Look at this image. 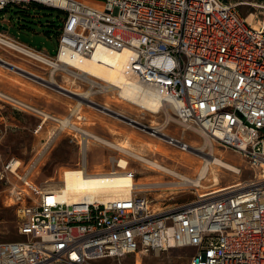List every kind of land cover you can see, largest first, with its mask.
<instances>
[{
  "label": "built area",
  "instance_id": "obj_1",
  "mask_svg": "<svg viewBox=\"0 0 264 264\" xmlns=\"http://www.w3.org/2000/svg\"><path fill=\"white\" fill-rule=\"evenodd\" d=\"M30 5L64 15L57 55L12 39L7 28L1 46L54 71L63 69V54L94 59L128 51L138 87L161 96L183 131L232 149L257 174L164 209L142 184L124 196L94 192L67 201L60 187L33 182L21 160L0 157V202L14 208L23 238L0 243V264H100L188 247L195 249L189 264H264V0H105L97 7L82 0H0V13ZM240 7L251 11L242 16ZM4 107L39 120L37 133L57 123L0 90ZM3 138L0 131V145ZM87 144L80 149L85 171ZM121 160L101 176L126 172L136 180ZM60 182L64 187L61 176Z\"/></svg>",
  "mask_w": 264,
  "mask_h": 264
},
{
  "label": "rangeland",
  "instance_id": "obj_2",
  "mask_svg": "<svg viewBox=\"0 0 264 264\" xmlns=\"http://www.w3.org/2000/svg\"><path fill=\"white\" fill-rule=\"evenodd\" d=\"M82 1L94 7L100 5L94 0ZM239 10L242 16L251 11L247 7H240ZM3 19L10 24L3 25ZM63 19L62 13L50 8L34 5H30L28 9L13 7V10L0 13V33L7 28V34L12 39L55 57ZM0 57L9 65L0 67V90L37 106L57 119V123L49 122L37 133L41 123L36 118L16 113L7 107L0 110V131L4 135L0 145V157L4 162L11 158L21 160L24 169H28L26 174L28 173L36 184L48 183L54 186L53 188L62 187L60 176L66 170L84 169L80 149L87 142L85 167L89 175L109 172L115 160L126 159L130 163L128 171L135 174L137 183L151 187L148 189L149 195L158 208L170 209L185 205L198 200L200 195L214 192L215 189L227 187L237 181L254 179L257 174L240 154L214 143L216 153L223 155L221 159L240 172L219 173L220 183L217 185L212 181L214 176L210 170L208 178L200 180L198 187L183 185L184 176L192 180L200 178L199 170L205 162L202 157L208 158L206 153L210 147L206 143L207 137L193 131H183L170 110L168 113L174 120L163 132L166 136L176 137L178 146L166 144L151 136L152 126L161 124L166 119L165 112L151 115L128 102H123L122 105L112 103L119 101L116 92L98 93L90 99L92 105L82 103L80 106V99L74 93L89 92L92 89L94 92L98 89L91 88L79 80L69 81V75L64 69L54 71L1 45ZM14 68L21 69V72ZM52 78L55 85L47 83ZM60 86L74 93L60 91ZM103 105L109 106L105 113L97 109ZM62 120L69 121L71 127L58 122ZM123 141L134 149L132 153L107 144L111 142L119 145ZM183 144L196 148L188 153L182 150ZM204 145L206 150L202 151ZM138 153L145 161H136L134 154ZM154 161L169 171H162L147 163ZM22 240L14 208L0 202V243ZM194 252L195 249L190 247L171 248L168 251L150 252L146 255H130L121 261L111 259L99 263L137 264V261L141 260L140 264H189Z\"/></svg>",
  "mask_w": 264,
  "mask_h": 264
},
{
  "label": "bare ground",
  "instance_id": "obj_3",
  "mask_svg": "<svg viewBox=\"0 0 264 264\" xmlns=\"http://www.w3.org/2000/svg\"><path fill=\"white\" fill-rule=\"evenodd\" d=\"M99 6V5H98ZM131 54L128 51H123L121 53L115 54H106L94 59H86L83 57H71L68 54H63L61 56V61L63 63V69L68 73L69 81H82L87 83L91 86V88H96L98 91H94L93 89L89 92H79L74 93L70 89L65 87H58L60 91H64L66 93H74L80 99L79 105L82 106V103L91 104L90 99L92 96L97 95L98 93H118L119 101H112V103L122 105L123 102H128L133 104L135 107L140 108L143 112L148 114H158L161 113V109L164 107V112L166 113V119L161 124H154L152 126L151 136L158 138L160 141H163L166 144L171 145H179L177 142V138L174 136H166L164 129L168 127V125L174 120L172 115L168 113L166 110L165 103L162 101V97L158 95H146L141 88L138 87L136 83V79L132 73H130L129 66L131 60ZM103 61V64L99 60ZM1 61H4L0 57ZM5 62V61H4ZM6 63V62H5ZM3 64L0 62V67ZM21 70V69H19ZM48 84L55 85V81L52 80L47 82ZM146 95V96H145ZM95 106V105H94ZM97 109L101 110V112H107L109 110V106L103 105L97 107ZM104 112V113H105ZM121 115V114H119ZM81 119V118H80ZM63 126L71 127L69 121H59ZM167 134V133H166ZM165 136V137H164ZM207 145L210 147L209 152L206 153L207 157H202L205 161L203 166L199 170L200 178L198 180H192L188 177L184 176V184H190L192 186L198 187L200 180L208 178V173L210 170L212 171L213 183L219 184L220 177L218 176L219 173L223 171L239 173L237 168H235L230 163H226L223 161L222 154L216 153L214 143L207 138L206 141ZM111 147H117L122 151H126L127 153H132L133 148L129 145H126V141L119 145H115L111 142L107 143ZM182 150H185L188 153H191V150L195 149L193 145L183 144ZM202 151L206 150V146L202 147ZM161 153L164 151L154 148ZM201 151V150H200ZM203 153V152H202ZM205 153V152H204ZM134 157L137 162L145 161L144 157L141 156L139 153L134 154ZM151 165L158 167L162 171H169L168 169L161 166L159 163L147 162ZM121 166L128 171L130 163L127 162L126 159H122L120 162ZM190 164V163H187ZM124 172L121 175L117 176H101L102 174L96 172L92 175H89L84 169L80 170H66L63 175L61 176V180L64 187H60L64 193V197L67 201H71L74 199H78L82 196L87 194H92L94 192H99L103 194L106 199H110L113 196H124L125 194H130L131 187L139 186L140 182L137 183L135 179L128 177ZM108 179V180H107ZM148 185V184H142ZM242 185L241 181L234 182L227 187L215 189V193L225 192L230 190V188L238 187ZM213 194H204L205 196H210ZM63 197V199H64ZM141 260L137 261V264H140Z\"/></svg>",
  "mask_w": 264,
  "mask_h": 264
},
{
  "label": "water",
  "instance_id": "obj_4",
  "mask_svg": "<svg viewBox=\"0 0 264 264\" xmlns=\"http://www.w3.org/2000/svg\"><path fill=\"white\" fill-rule=\"evenodd\" d=\"M0 62H1V64H3V66H9L7 63H5L4 61H1L0 60ZM14 69H16L17 71H20L21 72V70H19V69H17V68H14ZM30 78H35V77H33L32 75H28ZM98 107H100V106H98ZM130 121V123H132V124H135L136 125V123L135 122H133V121H131V120H129Z\"/></svg>",
  "mask_w": 264,
  "mask_h": 264
},
{
  "label": "trees",
  "instance_id": "obj_5",
  "mask_svg": "<svg viewBox=\"0 0 264 264\" xmlns=\"http://www.w3.org/2000/svg\"><path fill=\"white\" fill-rule=\"evenodd\" d=\"M94 1L99 2L100 4H102V3L105 2V0H94ZM32 6H33V5H32ZM34 6H38V5H34ZM40 7H42V6H40Z\"/></svg>",
  "mask_w": 264,
  "mask_h": 264
},
{
  "label": "crops",
  "instance_id": "obj_6",
  "mask_svg": "<svg viewBox=\"0 0 264 264\" xmlns=\"http://www.w3.org/2000/svg\"><path fill=\"white\" fill-rule=\"evenodd\" d=\"M9 10H13V7L10 8ZM6 21H7L6 19H3V20H2V24L4 25V24L6 23Z\"/></svg>",
  "mask_w": 264,
  "mask_h": 264
}]
</instances>
